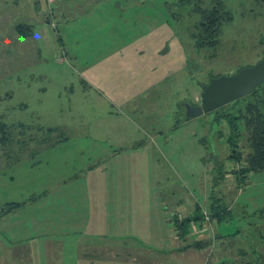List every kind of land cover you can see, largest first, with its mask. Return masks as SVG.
Returning <instances> with one entry per match:
<instances>
[{"label": "rangeland", "instance_id": "rangeland-1", "mask_svg": "<svg viewBox=\"0 0 264 264\" xmlns=\"http://www.w3.org/2000/svg\"><path fill=\"white\" fill-rule=\"evenodd\" d=\"M177 1L0 0V120L8 126L0 130V207L43 194L0 215V264H63L60 253L65 264H76L74 246L56 245L64 230L51 213V201L69 212L76 207L67 205L83 206L78 194L91 191L86 174L98 148L93 144L101 139L154 137L161 147L152 150L158 161L150 166L155 178L150 187H157L171 212L183 194L206 203L202 221L190 226L206 231L212 243V226H219L205 197L214 175L205 160L212 169L220 161L226 170L243 164L227 159L228 127L214 111L189 117L188 123L184 118L189 106L200 104L201 84L264 59V0H215L230 16L214 49L194 46L191 32L198 16ZM213 1L201 0V6ZM19 24L31 34H17ZM143 33L149 38H136ZM138 41L139 54L132 50ZM242 135L239 150L246 153ZM185 150L196 167V184L184 179V163L181 168L177 159ZM216 192L234 208L230 223L219 225L228 233L239 227L242 239L250 238L256 247L264 239V212L258 210L264 209V171L251 173L240 187L227 173ZM242 251L244 257L231 264L252 261V254Z\"/></svg>", "mask_w": 264, "mask_h": 264}, {"label": "crops", "instance_id": "crops-1", "mask_svg": "<svg viewBox=\"0 0 264 264\" xmlns=\"http://www.w3.org/2000/svg\"><path fill=\"white\" fill-rule=\"evenodd\" d=\"M120 6L116 4L115 8ZM14 29L17 34L23 36L17 31L16 26ZM134 35L136 36L137 33ZM140 35L136 38L140 40L149 38L146 33ZM139 42L135 49L132 47L137 54L140 52ZM179 69H171V73L175 74L177 71L176 73L181 75ZM124 114V117L130 119L132 123L130 115L126 112ZM189 121L190 118L185 116L184 123ZM129 134H132V131ZM195 134L193 130V139L196 140ZM153 138L151 136L144 142L140 139L139 141L132 139L128 142H114L113 139L106 142L101 139L99 142H94L93 145L98 148L96 154L91 157L92 161L88 166L85 181L88 187L91 182V188L88 189L91 191L78 194V198H84V207L78 204L72 207L67 205L69 209L76 207V211L69 212L63 206L56 207L54 201H51L53 207L51 213L60 217L59 220L63 224L61 227L64 230L62 240L56 245L74 246L76 264H231L239 257H244L245 253L242 250L252 254L253 258L249 264L264 261L262 259L264 252L261 251L264 242L257 243L258 249L255 253L252 250V240L242 239L239 227L236 231L228 233V228L221 227L219 225L221 222L216 221L219 227L212 226L215 236L211 243L206 231L197 232L194 226H185L184 231H181L176 226L177 218L196 215L198 206L201 211L206 212L207 204H199L195 196L191 200L190 196L186 198V194H183L175 199V211L171 212L167 205L168 201L160 197L157 187H150L149 184L155 182V178L150 174V166L155 168V163L158 161L152 150L161 147L159 142L151 141ZM177 159L181 168L183 167L181 161L184 163L185 168H182L186 177L184 179L196 184V167L191 168L190 155L186 154L185 150ZM199 159L202 160V156ZM205 161H209L212 171L211 160ZM58 191L59 189L55 191L56 195H59ZM69 195L66 194L67 199L70 200ZM205 197L209 200V191ZM46 212L50 214L49 209H46ZM66 234L72 236L65 237ZM92 237L94 240L91 239ZM244 240L246 243L242 248L241 242ZM53 248L55 247L52 245V253ZM215 251H220L221 254L218 255ZM230 256H233L231 261ZM59 257L65 264V253H60Z\"/></svg>", "mask_w": 264, "mask_h": 264}, {"label": "trees", "instance_id": "trees-1", "mask_svg": "<svg viewBox=\"0 0 264 264\" xmlns=\"http://www.w3.org/2000/svg\"><path fill=\"white\" fill-rule=\"evenodd\" d=\"M178 5H188L197 14V19L193 24L191 39L197 49L208 47L214 49L219 43V37L222 33V25L224 21H228L229 12L225 10L224 5L220 1H213L208 7L201 6V0H178ZM191 11V10H190ZM228 12V13H227ZM226 23V22H225ZM25 26V25H24ZM27 27V26H26ZM17 31L27 36L31 34L30 28L23 29V25L16 26ZM216 120H223L228 127V136L226 139L229 147L227 159L230 162L241 163L239 170H229L224 168L222 161L217 162L212 171L213 184L209 193V214L215 217L218 222L226 221L233 215V210L227 207L223 196L217 194V186L226 179L227 173L234 174L238 187L247 184V179L251 173L264 171V82L253 88V90L232 102H229L215 110ZM8 126L0 120V130ZM244 131L248 150L243 153L239 150V142ZM43 194H32L27 200L9 201L0 207V215H5L15 211L21 207L24 202H36ZM196 215L186 218H177L176 226L184 231L185 226H190L191 221L201 222L203 213L198 206ZM264 212V209H260ZM264 242V239H260ZM253 243L252 250L257 253V246ZM197 245V244H195ZM244 248V247H242ZM256 264H262L257 261Z\"/></svg>", "mask_w": 264, "mask_h": 264}, {"label": "water", "instance_id": "water-1", "mask_svg": "<svg viewBox=\"0 0 264 264\" xmlns=\"http://www.w3.org/2000/svg\"><path fill=\"white\" fill-rule=\"evenodd\" d=\"M264 82V59L247 65L236 72L211 78L201 84L200 104L189 106L188 117L213 111L250 93Z\"/></svg>", "mask_w": 264, "mask_h": 264}]
</instances>
